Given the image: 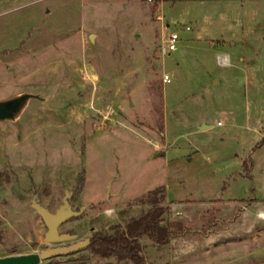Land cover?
<instances>
[{
	"label": "rangeland",
	"instance_id": "obj_1",
	"mask_svg": "<svg viewBox=\"0 0 264 264\" xmlns=\"http://www.w3.org/2000/svg\"><path fill=\"white\" fill-rule=\"evenodd\" d=\"M27 93L0 121V257L160 207L184 231L141 239L146 264H264V0H0V100ZM65 191L78 237L47 244L31 202Z\"/></svg>",
	"mask_w": 264,
	"mask_h": 264
},
{
	"label": "trees",
	"instance_id": "obj_2",
	"mask_svg": "<svg viewBox=\"0 0 264 264\" xmlns=\"http://www.w3.org/2000/svg\"><path fill=\"white\" fill-rule=\"evenodd\" d=\"M160 207L148 211L138 219H133L124 228L115 230L111 235H95L86 247L97 257L126 260L131 264H146L141 251V239H151L156 245H166L170 239L183 233V224L164 219ZM176 231L177 233H174ZM72 259L60 261L52 259L48 264H70Z\"/></svg>",
	"mask_w": 264,
	"mask_h": 264
},
{
	"label": "water",
	"instance_id": "obj_3",
	"mask_svg": "<svg viewBox=\"0 0 264 264\" xmlns=\"http://www.w3.org/2000/svg\"><path fill=\"white\" fill-rule=\"evenodd\" d=\"M31 97L34 96L27 93L0 100V121L16 118L27 105ZM200 127L207 128L208 125L201 124ZM69 197L70 194L68 191H65L64 198L61 202L62 204L54 212L41 205L36 196L33 197L31 202L32 206L46 227L43 240L47 244L72 241L78 237L76 234L69 232H59V227L65 223L67 218L79 216L83 209L73 210L68 202ZM89 243L90 239H84L65 246L49 247L38 253L0 257V264H39L43 260H49V258L74 254L86 248Z\"/></svg>",
	"mask_w": 264,
	"mask_h": 264
},
{
	"label": "built area",
	"instance_id": "obj_4",
	"mask_svg": "<svg viewBox=\"0 0 264 264\" xmlns=\"http://www.w3.org/2000/svg\"><path fill=\"white\" fill-rule=\"evenodd\" d=\"M149 1H152V0H149ZM186 31L189 30V27L186 26L184 28ZM179 39V34L176 33V32H171L168 36H167V39H166V47L164 49V52L168 51V52H172V51H175L176 50V43ZM170 78L167 74H164L162 76V82L164 83H170Z\"/></svg>",
	"mask_w": 264,
	"mask_h": 264
},
{
	"label": "crops",
	"instance_id": "obj_5",
	"mask_svg": "<svg viewBox=\"0 0 264 264\" xmlns=\"http://www.w3.org/2000/svg\"><path fill=\"white\" fill-rule=\"evenodd\" d=\"M206 125H207V124H206ZM208 127H209V126H208ZM208 127H207V128H208Z\"/></svg>",
	"mask_w": 264,
	"mask_h": 264
}]
</instances>
